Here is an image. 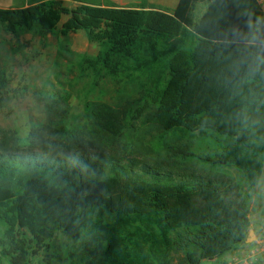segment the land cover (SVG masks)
<instances>
[{
	"label": "trees",
	"instance_id": "16d2710c",
	"mask_svg": "<svg viewBox=\"0 0 264 264\" xmlns=\"http://www.w3.org/2000/svg\"><path fill=\"white\" fill-rule=\"evenodd\" d=\"M106 3L0 8L7 35L83 31L99 47L89 55L59 43L67 71L91 80L85 124H67L71 105L61 92L43 97L46 122L26 138L0 128V264H32L40 250V264H203L246 243L264 172V69L249 75L252 50L233 32L264 20L262 6L179 0L169 14L147 9L148 0L140 8ZM11 82L0 67L1 107L11 99ZM101 84L113 90L110 101L89 100ZM245 115L260 123L246 125ZM153 131L219 136L221 150L199 159L236 169L245 184L175 171L178 160L195 159L189 145L163 142L157 153L167 159L156 161L159 170L107 153L121 138L141 149ZM89 146L101 150L89 154ZM138 167L150 178L137 175ZM173 174L181 180L172 182Z\"/></svg>",
	"mask_w": 264,
	"mask_h": 264
},
{
	"label": "rangeland",
	"instance_id": "374dc122",
	"mask_svg": "<svg viewBox=\"0 0 264 264\" xmlns=\"http://www.w3.org/2000/svg\"><path fill=\"white\" fill-rule=\"evenodd\" d=\"M9 2V0H7ZM9 5V4H8ZM203 10L202 5H198L196 15L199 16ZM55 37L43 39L38 34L23 33L20 38H11L14 46H17V52L10 51L8 54H0V67L6 69L12 78L9 86L11 97L6 107L0 106V128L12 130L21 138H26L33 126L44 124L46 122V107L42 101L43 97L49 95L57 96L58 93L66 92L69 95L71 105V114L67 119L69 126H78L86 123L85 107L87 90L91 88V80H80L77 73L72 74L67 71L69 62L63 57L56 55ZM66 42L68 46H77L82 52L89 54L93 52V46L87 40L84 34L72 36ZM71 41V42H70ZM73 49V48H72ZM74 51H77V49ZM80 52V51H78ZM89 81V82H88ZM89 83V84H88ZM89 86V88H88ZM112 88V87H110ZM94 93H90L89 100L104 99L110 101L113 90H107V86L101 84ZM106 91V92H105ZM103 92H105L103 94ZM142 131L143 128L140 127ZM141 136V135H140ZM211 133H170L163 136L158 131L151 132L150 135L142 141V148L139 149L132 144L131 140L121 138L122 144L114 147L116 151H109L121 158L122 164L127 165L129 161L136 160L140 165H146L150 169L156 168L158 159H167L165 152L158 154V147L164 143H175V146L185 147L189 145L188 153L195 155V159L189 158L186 161L178 160L181 166L174 170L180 171L183 175L195 173L205 179L214 181H233L243 184V176L232 167L213 166L206 163L201 157H213L217 151L221 150L222 139ZM165 138V139H164ZM180 138L176 143L173 139ZM81 149H78V151ZM101 149L89 146V154L99 152ZM200 157V159H199ZM181 161V162H180ZM137 175L142 178H150L142 168H135ZM166 171H159L162 175ZM172 182L181 180L179 175L173 174ZM251 228L260 229L257 240L241 244L230 260L206 264H264V255L260 252V243L264 242V177L258 192L253 195L250 202ZM61 242H68L59 234ZM234 249V250H235ZM44 256V250L31 259L32 264H40Z\"/></svg>",
	"mask_w": 264,
	"mask_h": 264
},
{
	"label": "crops",
	"instance_id": "0c3cea01",
	"mask_svg": "<svg viewBox=\"0 0 264 264\" xmlns=\"http://www.w3.org/2000/svg\"><path fill=\"white\" fill-rule=\"evenodd\" d=\"M43 1H47V0H9V2H7V0H0V8H4V9L25 8L29 5L36 4L39 2H43ZM58 1L62 2V4L70 10H73V9L77 8L78 6L83 5V4H90V5L99 4V5L105 6L107 4L106 1L112 2L115 6H117L119 8H127V7L140 8L141 2H142V0H58ZM258 2L260 3V5L262 6V8L264 10V0H258ZM178 3H179V0H148L146 7H147V9H150L153 7V8H156L157 10H161V11H164L166 13L172 14L175 11V9L177 8ZM68 18H69V16H65L63 18L62 23L59 26V28H61L62 24L65 21H67ZM80 34L85 35V32L81 31L78 33L70 34L68 37H62L59 34V31H57L53 34L48 35L47 37H43V39L51 38L52 36H54L56 38L55 39L56 42H54V46L56 45V55L58 56L59 43L63 42V41H67V40L69 42L70 37H72V36L74 37V36L80 35ZM13 37L14 36H12V35L5 34V32H3L2 28L0 27V54L1 53L8 54L10 51H13V52L16 51L17 52V46H14L12 43V40H11V38H13ZM65 44H67V43H65ZM89 44H90V42H89ZM91 45L93 46V52L89 51V55H96L99 51V47L97 44L91 43ZM70 49L72 51H74V49L75 50L77 49V51H75V52L80 51L79 53H85V52H82L80 49H78L77 46H74V47L71 46ZM263 177H264V172H263L261 182L263 180ZM261 182L257 188V192L260 188ZM244 183H245V179H243V184ZM250 219H251V216H250ZM259 234H260V229H256V231H255V229L250 228L246 243L248 244L249 241L253 242V241L257 240L259 237ZM240 247L241 246L239 245L236 247V249L239 250ZM236 249L233 250L232 252H230L229 254H226L225 256H223L221 258L222 261L230 260L232 257V254L235 253ZM214 262H218V260L217 261L204 262L203 264L214 263Z\"/></svg>",
	"mask_w": 264,
	"mask_h": 264
},
{
	"label": "clouds",
	"instance_id": "9594fccd",
	"mask_svg": "<svg viewBox=\"0 0 264 264\" xmlns=\"http://www.w3.org/2000/svg\"><path fill=\"white\" fill-rule=\"evenodd\" d=\"M246 28L247 32L236 30L233 35L245 48L252 50V61L247 70L249 75H255L264 69V20L257 18L255 23L250 21ZM244 121L246 125L250 123L253 127L260 123L259 120H250L247 115L244 116Z\"/></svg>",
	"mask_w": 264,
	"mask_h": 264
},
{
	"label": "built area",
	"instance_id": "2783aa9c",
	"mask_svg": "<svg viewBox=\"0 0 264 264\" xmlns=\"http://www.w3.org/2000/svg\"><path fill=\"white\" fill-rule=\"evenodd\" d=\"M261 249L260 252L264 255V242L260 243Z\"/></svg>",
	"mask_w": 264,
	"mask_h": 264
}]
</instances>
